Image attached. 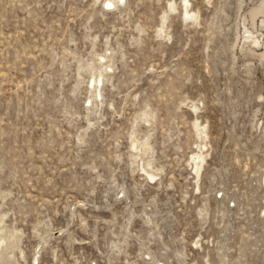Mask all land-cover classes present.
<instances>
[{"label":"rangeland","instance_id":"1","mask_svg":"<svg viewBox=\"0 0 264 264\" xmlns=\"http://www.w3.org/2000/svg\"><path fill=\"white\" fill-rule=\"evenodd\" d=\"M107 1L0 0V264H264L261 0Z\"/></svg>","mask_w":264,"mask_h":264},{"label":"bare ground","instance_id":"2","mask_svg":"<svg viewBox=\"0 0 264 264\" xmlns=\"http://www.w3.org/2000/svg\"><path fill=\"white\" fill-rule=\"evenodd\" d=\"M107 1V0H106ZM185 1V5L187 6L188 4H189V0H184ZM112 2H114V1H107L106 3L108 4V5H112L113 3ZM119 2V1H118ZM117 2V3H118ZM115 5H117L116 3H115ZM114 5V6H115ZM186 14H189V12L187 11V13ZM248 17L250 18V22H251V24H252V26L253 27H255V30H253V29H250L249 27H248V24L247 25H245V32H244V35H243V38L245 39V42H250V44L251 45H255V46H259L261 43H263L264 42V33H263V29H264V0H261V2L259 3V4H257V5H255L253 8H251L250 9V11L248 12ZM187 16V15H186ZM189 16H190V14H189ZM260 16H262V19L260 20V22H259V26H258V24H257V20H258V18L260 17ZM249 22V23H250ZM252 27V28H253ZM262 57H264V52L262 53ZM103 70H104V68H103ZM98 74H100V72L98 73ZM103 74V73H102ZM106 74V73H105ZM95 75V74H94ZM99 76V75H98ZM105 76V75H104ZM95 77V76H94ZM103 77V76H102ZM95 82V81H94ZM93 83V82H92ZM94 84V83H93ZM98 85V84H97ZM92 86V85H91ZM93 87H95V86H93ZM100 88V87H99ZM98 88V89H99ZM100 90V89H99ZM196 126H197V130H198V132L200 131V132H202V133H205V130H203L202 128H201V125L199 124V123H197L196 124ZM199 136V135H198ZM137 140V139H136ZM205 140V139H204ZM133 141H135V140H133ZM132 144V143H131ZM136 144V143H135ZM139 144V143H138ZM137 145V144H136ZM135 145V146H136ZM144 145V144H143ZM147 145V144H146ZM140 146V145H139ZM198 147L200 148V151L198 152V153H196L195 155H193V159H194V168H195V170H196V173L198 174L199 172H200V169H202L201 167H202V163H203V166H204V162H203V160H204V158H205V154L206 153H204V148L206 149L207 148V140H206V142L204 141H202V143H199L198 144ZM136 149V148H135ZM145 151V150H144ZM148 151V150H147ZM132 152H133V150H132ZM135 152V151H134ZM146 152V151H145ZM145 154V153H144ZM143 154V155H144ZM148 154V153H147ZM139 156V155H138ZM141 156V155H140ZM143 157V156H142ZM141 157V158H142ZM140 158V157H139ZM144 158V157H143ZM206 160V159H205ZM144 167V166H143ZM146 167V166H145ZM146 169H144V171H145ZM148 170V169H147ZM146 170V171H147ZM150 171V170H149ZM152 171V170H151ZM148 172V171H147ZM154 172V171H153ZM153 172H151V173H149L150 174V178H154L155 179V175L153 174ZM148 174V173H147ZM156 177H158V176H156ZM263 181H264V175H263Z\"/></svg>","mask_w":264,"mask_h":264},{"label":"snow or ice","instance_id":"3","mask_svg":"<svg viewBox=\"0 0 264 264\" xmlns=\"http://www.w3.org/2000/svg\"><path fill=\"white\" fill-rule=\"evenodd\" d=\"M109 7H111V5H109Z\"/></svg>","mask_w":264,"mask_h":264}]
</instances>
